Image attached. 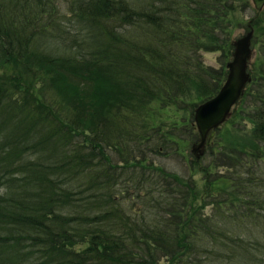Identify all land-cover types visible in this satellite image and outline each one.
<instances>
[{
	"label": "trees",
	"instance_id": "1",
	"mask_svg": "<svg viewBox=\"0 0 264 264\" xmlns=\"http://www.w3.org/2000/svg\"><path fill=\"white\" fill-rule=\"evenodd\" d=\"M249 5L0 0V264H264V8L244 22ZM242 24L251 80L187 160L200 134L177 116L219 90Z\"/></svg>",
	"mask_w": 264,
	"mask_h": 264
},
{
	"label": "water",
	"instance_id": "2",
	"mask_svg": "<svg viewBox=\"0 0 264 264\" xmlns=\"http://www.w3.org/2000/svg\"><path fill=\"white\" fill-rule=\"evenodd\" d=\"M255 8H264V0H252ZM254 30L233 40L232 58L227 62L228 73L219 90L210 98L200 102L194 111V120L200 134V140L192 146L198 157L205 152L206 145L232 113L241 99L251 74L248 70L253 57L252 38Z\"/></svg>",
	"mask_w": 264,
	"mask_h": 264
},
{
	"label": "rangeland",
	"instance_id": "3",
	"mask_svg": "<svg viewBox=\"0 0 264 264\" xmlns=\"http://www.w3.org/2000/svg\"><path fill=\"white\" fill-rule=\"evenodd\" d=\"M248 2H250V5H249V7H247V11L245 13H243L242 15L238 14V17H242V20H244V22L247 21L248 19H250L252 15H254V14L257 13V9L255 8V6L253 4V1L252 0H248ZM262 10H260V11H262ZM260 11H258V12H260ZM252 28H253L254 33H255L254 27H252ZM248 30L243 26V24H242V26L236 27L234 29V36H235V38L241 36L242 34H244L245 32H247ZM254 33H253V36H254ZM219 54H220L219 51H204L203 52V58L205 59V62L206 63L219 66L220 65V61H219V58H218L219 57ZM248 70H249V68H248ZM181 112H182V114H180L179 116H177V118L179 120H180V118H185L184 115H186V119L187 120H189V117H191V118L194 119V115L192 117V113H191V111L189 109H188V111L182 110ZM251 126H252V124L249 122L248 123V129ZM216 133H215V135H216ZM215 135L211 138V141L215 138ZM194 144H192V146ZM208 145H206L205 152L203 154H201V156L206 153V150H207V146ZM192 146H190V148H188V150H187L188 152L187 151L185 152L186 154H188V159L187 160H189V158L191 156V153L196 154L192 150ZM153 158L155 160V163H157V164L159 163L160 165L165 166L168 169H172L174 171L177 170V171H179L182 174L183 173H186L188 171L187 166L185 165L187 162H186L185 158H183L181 155H179V156L178 155L177 156L176 155H172V156L170 155L169 156V155H162V154L156 153V154H153ZM186 174H188V173H186ZM202 177H203V174H202L201 171H198L195 174V178H196L197 185H198L199 188H202L203 187Z\"/></svg>",
	"mask_w": 264,
	"mask_h": 264
}]
</instances>
